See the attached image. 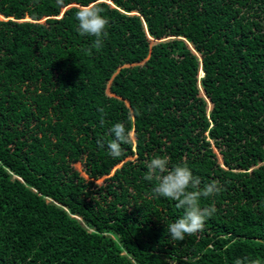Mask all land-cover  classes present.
Masks as SVG:
<instances>
[{
    "label": "trees",
    "instance_id": "trees-1",
    "mask_svg": "<svg viewBox=\"0 0 264 264\" xmlns=\"http://www.w3.org/2000/svg\"><path fill=\"white\" fill-rule=\"evenodd\" d=\"M89 3L99 51L75 18ZM117 122L132 139L113 158ZM157 155L223 188L183 241L184 210L144 179ZM245 257L264 264V0H0V264Z\"/></svg>",
    "mask_w": 264,
    "mask_h": 264
},
{
    "label": "clouds",
    "instance_id": "clouds-1",
    "mask_svg": "<svg viewBox=\"0 0 264 264\" xmlns=\"http://www.w3.org/2000/svg\"><path fill=\"white\" fill-rule=\"evenodd\" d=\"M62 6L64 0H57ZM99 3H89L80 6L75 18L78 21V31L81 35H91L95 39L93 48L99 51L104 39L108 36L106 30L109 20L102 14ZM102 112L103 109H100ZM103 124V120L101 121ZM114 139L108 142L109 154L118 158L123 154L122 144L131 142L130 132L123 123L117 122L112 128ZM170 158L167 155L154 156L147 164L144 179L156 181L152 191L160 197L176 201V207L183 209L184 214L167 225V231L173 241H183L187 236L203 231L205 221L217 211L213 205L202 206L201 199L219 195L223 188L219 181L213 180L201 187V179L193 174L187 163H177L169 167ZM235 264H262L258 259L238 258Z\"/></svg>",
    "mask_w": 264,
    "mask_h": 264
},
{
    "label": "rangeland",
    "instance_id": "rangeland-1",
    "mask_svg": "<svg viewBox=\"0 0 264 264\" xmlns=\"http://www.w3.org/2000/svg\"><path fill=\"white\" fill-rule=\"evenodd\" d=\"M77 167H78V165H77ZM101 180H102V177L96 179L97 182H100Z\"/></svg>",
    "mask_w": 264,
    "mask_h": 264
}]
</instances>
